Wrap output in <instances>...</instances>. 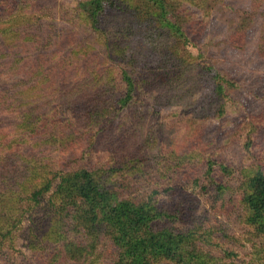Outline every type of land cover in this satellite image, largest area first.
<instances>
[{
    "label": "rangeland",
    "instance_id": "1",
    "mask_svg": "<svg viewBox=\"0 0 264 264\" xmlns=\"http://www.w3.org/2000/svg\"><path fill=\"white\" fill-rule=\"evenodd\" d=\"M26 1L28 8L21 14L0 10V39L22 32L31 35L32 41L41 38L46 42L48 33L53 36L70 31L78 37L76 43L93 45L94 56L100 53L109 58V64L118 70L120 88L124 87L120 82L124 62L121 57L110 58L105 51L111 50V42L117 39L138 43L139 36L128 30L136 24L132 16L107 9L104 20L109 25H105L103 41L108 43L101 45L102 41L87 30L90 23L80 9L83 0ZM174 1L178 23L190 45L170 38L160 41L159 52L152 55L153 61L160 55L166 57L160 71L149 74L148 68L144 77H137L142 86L138 85L136 98L127 107L120 108L116 95L113 101L110 98L99 108L92 107L99 117L90 125L64 112L48 120V129L41 126L37 135H31L23 125L26 115L20 112L33 109L45 90L33 88L19 97L21 87L16 90L13 83L23 79L31 85L36 79L13 75L8 62L30 56L32 50L3 48L7 55L0 58V90L10 91V106L0 104V224L4 231L13 232L0 237V264H6V258L15 264H24L27 259L37 264L35 247L47 246L55 238L51 226L56 214L55 188L40 203L30 199L39 182L36 173L52 176L83 167L109 168V155L116 145L122 149L115 151L117 157L123 151L136 154L127 159L134 157L125 164L128 171L126 166L115 168L113 178L109 177L111 184L120 185L124 180L118 187L120 192H133L138 198L147 197L154 189L175 190L177 184L180 191L165 199L173 201V208L187 199L192 203L194 218L186 216L177 223L184 230L196 227L203 260L210 264H264V237L244 222L237 202L245 180L242 168L254 163L245 154L244 143L248 139L253 142L254 157L264 149V0L169 3ZM43 49L40 43L32 54ZM84 68L85 64L74 80L85 75ZM157 73L162 74L158 79ZM216 74L227 80L221 95L215 90ZM68 89L72 86L63 87V91ZM130 128L135 129L138 140L148 139L141 149L133 137L122 141ZM142 155L146 160L141 161ZM211 156L235 168L232 176L219 170L214 173L219 182L230 186L220 197L204 176L206 159ZM114 256L106 242L94 255L98 264H110Z\"/></svg>",
    "mask_w": 264,
    "mask_h": 264
},
{
    "label": "trees",
    "instance_id": "2",
    "mask_svg": "<svg viewBox=\"0 0 264 264\" xmlns=\"http://www.w3.org/2000/svg\"><path fill=\"white\" fill-rule=\"evenodd\" d=\"M169 1H81L80 9L90 23L87 30L94 33L95 39L102 41L101 45L108 43L103 41L107 36L105 25H109L107 20H104L107 9L117 13L123 11L136 22L128 30L133 32L134 36H139L137 44H133L134 39H117L111 42V50L106 48L105 51L110 58L118 60L121 57L124 62L125 67H122L120 72V82L124 84L122 88L117 80L118 70L109 64V58L106 59L100 53L94 56L93 45L87 41L76 43L78 37L70 31L65 30L62 34L59 35V32L53 36L48 33L46 42H41V38L32 41L31 35H23L22 32L14 38L0 39V58L7 55L3 48H25L26 51H33L38 50L40 43L44 44V49L37 55H33L31 51L30 56L20 59L14 57L8 62V68L13 75L21 74L36 79L31 85L24 83L23 79L13 83L16 90L21 87L17 91L19 97L25 96L33 88L45 90L44 95L35 101L33 109L26 108L20 112L26 115L23 122L26 130H29L31 135H37L41 126L48 129V120L64 112L69 116L75 115L79 123L90 125L99 117L98 113H93V108H99L102 102H107L110 98L113 101L115 95L118 97L120 108L131 104L136 98L138 85L142 86L137 77H144L149 69V74L160 71L164 63L166 57L163 55L155 61L152 60L154 52H159L160 41L170 38L190 45L189 37L178 23L176 3L174 1L171 4ZM27 8L26 0H0V10L9 15L21 14ZM7 31H4V36ZM15 41H18V45ZM53 47L57 48L56 51L52 50ZM113 54H116V57ZM83 64L86 66L83 69L85 75L79 80H74V77L82 73ZM161 75L157 73L155 78L158 79ZM215 80L217 95L224 94L225 77L216 74ZM69 86H72V89L63 91V87ZM31 93L32 91L29 94ZM9 95L10 91L0 90L1 105L10 106ZM67 120L63 121H70ZM35 121H38L39 125L34 126ZM43 123L45 125H42ZM123 134L126 136L122 137V141L133 137L140 149L148 142V139L138 140L137 132L133 128ZM114 149L109 155L112 164L109 168L94 170L83 167L66 173H54L52 176L36 173L38 186L29 198L40 203L42 197L55 188L52 195L57 201L56 214L51 221L55 238L47 246L35 247L39 253L37 264H98L94 255L103 242H106L115 254L110 264H210V261L203 260L199 254L202 248L197 244L199 238L196 235V227L184 230L177 223L186 216L194 218L192 203L187 199V202L173 208V201L165 199L179 192V186L176 184L175 190L154 189L143 198L136 197L133 192L121 193L118 187H121L124 180L119 182L120 185L115 183L113 186L109 177L116 172V167L126 166L129 161H134V157L132 160L127 159L136 152L123 151L117 157L115 151L120 150L121 145L114 146ZM244 151L253 158L254 163L242 168L243 172L245 171V180L240 186V201L236 200L241 206L244 222L257 235L264 237V149L255 153L254 157L253 142L248 139L244 143ZM144 158L146 157L142 155L141 161L146 160ZM170 160L164 163L168 166ZM124 170L128 171L129 167L126 166ZM217 170L223 175L232 176L235 168L225 162L219 163L213 156L206 159L204 176L208 178L209 185H214L219 195L226 192L230 186L217 180L214 175ZM12 232V229L4 231L0 224V237L4 238ZM4 260L6 264H15L11 259ZM24 264L36 263L27 259Z\"/></svg>",
    "mask_w": 264,
    "mask_h": 264
}]
</instances>
